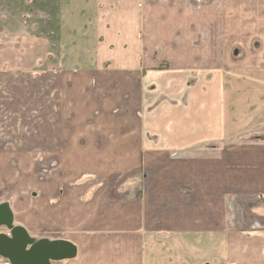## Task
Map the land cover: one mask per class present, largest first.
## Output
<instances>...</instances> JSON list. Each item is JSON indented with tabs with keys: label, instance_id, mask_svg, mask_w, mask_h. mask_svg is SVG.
I'll return each instance as SVG.
<instances>
[{
	"label": "crops",
	"instance_id": "0c3cea01",
	"mask_svg": "<svg viewBox=\"0 0 264 264\" xmlns=\"http://www.w3.org/2000/svg\"><path fill=\"white\" fill-rule=\"evenodd\" d=\"M60 3L91 50L35 86L66 137L14 224L55 264H264V0Z\"/></svg>",
	"mask_w": 264,
	"mask_h": 264
},
{
	"label": "rangeland",
	"instance_id": "374dc122",
	"mask_svg": "<svg viewBox=\"0 0 264 264\" xmlns=\"http://www.w3.org/2000/svg\"><path fill=\"white\" fill-rule=\"evenodd\" d=\"M60 4V0H0V201L19 204L25 198L43 197L54 169L51 150L66 137L45 131V105L37 103L45 101V94L35 86L48 67L64 69L65 64L84 60L91 49L90 40L84 47L78 45L79 27L63 24L68 9ZM37 49L43 56L38 64ZM23 211L30 223L31 207Z\"/></svg>",
	"mask_w": 264,
	"mask_h": 264
},
{
	"label": "water",
	"instance_id": "95a60500",
	"mask_svg": "<svg viewBox=\"0 0 264 264\" xmlns=\"http://www.w3.org/2000/svg\"><path fill=\"white\" fill-rule=\"evenodd\" d=\"M0 257L11 264H55L77 255L70 241L48 238L35 239L28 230L14 224L13 212L7 202L0 204Z\"/></svg>",
	"mask_w": 264,
	"mask_h": 264
}]
</instances>
